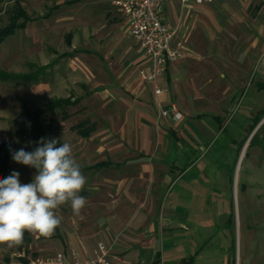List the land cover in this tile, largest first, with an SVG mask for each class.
Instances as JSON below:
<instances>
[{"label": "crops", "instance_id": "obj_1", "mask_svg": "<svg viewBox=\"0 0 264 264\" xmlns=\"http://www.w3.org/2000/svg\"><path fill=\"white\" fill-rule=\"evenodd\" d=\"M21 3L25 9L26 0ZM79 5L90 21L106 20L98 26L108 27L103 38L112 46L79 45V28L73 25L65 33V49L56 50L50 37L55 24H75L81 16L70 10L58 17L56 11ZM42 7L46 12L36 17L25 9L33 19L20 28L37 23L23 36L25 53L49 50L48 60L25 62L33 67L30 72L41 74L27 82L39 103L20 99L41 110L45 141L71 144L86 177L80 194L87 204L79 215L61 206V224L50 236L25 232L17 260L7 264L57 251L82 260L94 257L100 245L108 249V264H195L200 246L213 240L212 220L204 221L201 210L213 200L218 180V162L209 151L246 86L245 60L264 51V0L168 1L163 17L176 26L172 46L184 55L160 77L158 96L139 74L148 62L113 0H54ZM255 86V94L264 89L260 81ZM156 101L162 108L174 102L181 117L159 116ZM246 127L241 124L243 137L233 144L246 137ZM216 247L221 264H242L235 250L230 256L220 233Z\"/></svg>", "mask_w": 264, "mask_h": 264}, {"label": "rangeland", "instance_id": "obj_2", "mask_svg": "<svg viewBox=\"0 0 264 264\" xmlns=\"http://www.w3.org/2000/svg\"><path fill=\"white\" fill-rule=\"evenodd\" d=\"M51 1L54 0H26L25 9L32 10L33 12L29 15L36 17L46 12V8L42 5L50 4ZM8 6L9 3H5L0 10V26L7 21L4 10ZM84 9L86 8L82 5L70 8L61 6L59 11H56L55 15L58 17L70 14V10L71 13L76 12L81 15L75 24L68 22L55 24L56 29L50 37L53 38L52 43L56 44L57 51L65 49L64 36L67 29L73 25L79 28L76 30L80 39L79 45L83 47L112 46L111 39H104L107 38L104 36L108 27L104 25V28L100 30L98 26L99 21L106 23V20L103 17L94 16L90 21L87 16L83 15ZM84 22L89 23L84 25ZM36 25L37 23L32 21L27 29H18L14 35L0 42L1 72L30 73L33 67H27L25 62L38 63L48 60V49H44L41 55L35 56L25 53L22 48L23 36L27 37L30 28ZM87 25L92 31H86ZM93 27L96 29L93 30ZM40 36L43 41L47 40L44 34L40 33ZM244 66L246 69L244 73L247 74L246 86H244L239 102L234 104V109L226 122V129L215 136V141L209 151V154L215 156L218 162V180L215 183L213 181V200L207 207L203 201L204 207L201 210L204 211L202 217L204 221L212 220L211 238L213 240L204 242L200 246V253L195 264H221L222 255L220 249L216 247L219 233L226 239L231 257L235 250L242 264L244 261L249 264H264V117H262L264 116L262 115L264 113V89L260 90V94H255L256 83L260 81L264 84V51L257 55L250 54ZM40 75L34 73L32 79ZM20 98L27 100L30 106L39 103V100L32 97L30 87L25 80L0 79V142L3 143L9 155L10 174L18 172L19 179L27 182L36 174V169L16 163L11 154L12 151H18L21 148L26 151L33 150L29 146V138L19 133V130L26 128L22 107L19 103ZM254 115H260L262 118L251 130V125L255 120ZM242 123L247 124L245 130L247 140L243 149L240 148L237 153L239 145L231 141L243 137L240 133L242 128H239ZM254 132H256L255 136L249 141ZM228 216H231V222L226 223ZM18 248L19 246L9 248L6 245H0V264H7L12 259L17 260Z\"/></svg>", "mask_w": 264, "mask_h": 264}, {"label": "clouds", "instance_id": "obj_3", "mask_svg": "<svg viewBox=\"0 0 264 264\" xmlns=\"http://www.w3.org/2000/svg\"><path fill=\"white\" fill-rule=\"evenodd\" d=\"M57 144L59 146L57 147ZM12 159L36 169L30 181L18 172L0 177V245L20 246L25 232L47 237L61 224L57 210L70 206L79 215L87 204L80 193L86 184L70 143L41 139L32 151H12Z\"/></svg>", "mask_w": 264, "mask_h": 264}, {"label": "built area", "instance_id": "obj_4", "mask_svg": "<svg viewBox=\"0 0 264 264\" xmlns=\"http://www.w3.org/2000/svg\"><path fill=\"white\" fill-rule=\"evenodd\" d=\"M168 1L170 0H113V4L125 16L127 34L135 41L137 52L148 62L145 69L139 70V74L149 84L155 96L163 91L160 77L168 65L184 55L177 46H172L176 26L163 17V9ZM180 1L184 3L186 0ZM209 1L211 0H194L195 3ZM156 104L159 116H170L173 120L181 117L174 102L167 108H162L159 101ZM107 254L108 249L100 245L95 256L91 258L81 260L74 255L69 257L64 251H57L32 259L26 264H108Z\"/></svg>", "mask_w": 264, "mask_h": 264}, {"label": "trees", "instance_id": "obj_5", "mask_svg": "<svg viewBox=\"0 0 264 264\" xmlns=\"http://www.w3.org/2000/svg\"><path fill=\"white\" fill-rule=\"evenodd\" d=\"M22 0H0V10L2 9L3 4L9 3V6L5 8L4 12L6 14V23L3 26H0V42H2L6 37L12 35L17 29L24 27L27 21L33 19L31 18L25 11L24 7L22 6ZM32 74L24 73V74H16V73H4L0 71V79L3 78H11V79H20L29 82L32 80ZM19 103L22 106V111L24 114L26 128L23 130H19V133L22 136H27L30 140V146L32 149H35L38 145V142L41 139L45 140L44 130L41 125V110L38 108H30L26 105L23 99H19ZM66 103V101H63ZM264 115V113H262ZM254 124L251 125V130L255 127V125L259 122L260 115H256L254 117ZM88 132V131H87ZM254 132L249 141L255 136ZM247 137L243 138V140L239 143L237 148V153L241 147V144L246 140ZM237 158V156H236ZM236 161V159H235ZM234 161V163H235ZM235 166V164H234ZM10 164H9V155L5 150L3 143L0 142V177H4L10 174ZM231 222V216H228L226 219V223ZM185 260H181L178 264H187ZM234 264V263H232Z\"/></svg>", "mask_w": 264, "mask_h": 264}]
</instances>
